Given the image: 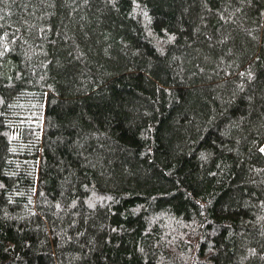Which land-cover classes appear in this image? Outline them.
Returning <instances> with one entry per match:
<instances>
[{
    "label": "trees",
    "instance_id": "16d2710c",
    "mask_svg": "<svg viewBox=\"0 0 264 264\" xmlns=\"http://www.w3.org/2000/svg\"><path fill=\"white\" fill-rule=\"evenodd\" d=\"M264 0H0V264H264Z\"/></svg>",
    "mask_w": 264,
    "mask_h": 264
},
{
    "label": "snow or ice",
    "instance_id": "6c2138e0",
    "mask_svg": "<svg viewBox=\"0 0 264 264\" xmlns=\"http://www.w3.org/2000/svg\"><path fill=\"white\" fill-rule=\"evenodd\" d=\"M261 151L264 152V148H262Z\"/></svg>",
    "mask_w": 264,
    "mask_h": 264
},
{
    "label": "rangeland",
    "instance_id": "374dc122",
    "mask_svg": "<svg viewBox=\"0 0 264 264\" xmlns=\"http://www.w3.org/2000/svg\"><path fill=\"white\" fill-rule=\"evenodd\" d=\"M262 148H264V145H263V147Z\"/></svg>",
    "mask_w": 264,
    "mask_h": 264
}]
</instances>
